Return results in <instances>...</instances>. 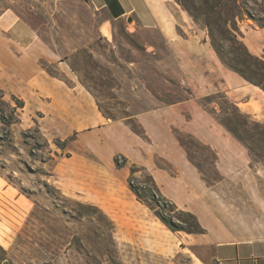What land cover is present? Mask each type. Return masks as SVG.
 I'll use <instances>...</instances> for the list:
<instances>
[{
	"label": "rangeland",
	"instance_id": "1",
	"mask_svg": "<svg viewBox=\"0 0 264 264\" xmlns=\"http://www.w3.org/2000/svg\"><path fill=\"white\" fill-rule=\"evenodd\" d=\"M174 2L195 28H206L215 37L233 63L238 33L228 39L221 30L235 31L242 21L264 22V0ZM5 11L17 13L39 32L44 57L38 65L86 88L98 112L89 114L87 105L82 112L70 104L61 108L55 101L48 107L44 98L7 90L0 54V264H221L214 245L197 233L195 240L188 232L172 230L159 215L173 214L182 223L176 213L151 208L134 192V186L143 191L149 173L179 208L198 215L207 203L221 208L224 220L241 221L227 224L230 230L264 235V159L251 156V166L260 170L256 177L224 178L212 164L213 152L195 145L181 125L153 138L134 116L191 97L160 36L151 37L160 46L154 49L126 22H114L110 37L102 34L83 0H0V15ZM25 52L17 50L18 55ZM204 102L220 122L224 100L217 96ZM104 111L113 116L108 124ZM179 134L205 173L217 179L206 196L198 197L196 185L178 178V168L166 155L173 141L184 148ZM118 155L127 160L120 157L118 164ZM153 171L168 176L156 177ZM256 182L260 192L252 189ZM167 187L177 200L167 195Z\"/></svg>",
	"mask_w": 264,
	"mask_h": 264
},
{
	"label": "crops",
	"instance_id": "2",
	"mask_svg": "<svg viewBox=\"0 0 264 264\" xmlns=\"http://www.w3.org/2000/svg\"><path fill=\"white\" fill-rule=\"evenodd\" d=\"M86 4L99 23L100 33L105 22H109L113 29L114 22H126L128 30L145 35L148 46L154 49L160 46L151 37L160 36L164 47L170 51L177 77L191 90L190 98L134 115L150 136L161 137L162 130L181 125L215 151L216 167L224 178H249L260 173L251 166L247 147L210 115L198 99L223 91L242 112L254 120L264 121V26L242 21L235 31L221 30L224 37L228 34V39L232 38V33H238L239 46L234 62L241 70H234L223 61L217 40L214 44L206 28H195L174 0H90ZM130 17L132 22H128ZM42 43L39 32L17 13L5 11L0 15V54L3 53L4 58L1 75L5 88L21 97L44 98L48 107L55 101L61 108L70 104L81 111L87 105L91 110L89 114L98 112L93 96L86 88L77 83L70 85L38 65L39 58L44 57ZM18 49L25 50V54L18 55ZM46 111L50 112L47 108ZM97 116L101 121L103 116ZM108 120L104 116V124H108ZM155 144L158 145L156 140ZM173 145L166 155L178 168V178H187L196 185L198 197L206 196L213 185L208 186L204 181L184 148L175 141ZM153 174L168 176L160 171H153ZM167 185L168 182L165 188ZM252 189L260 192L261 186L256 182ZM165 191L177 200L172 195L173 188L167 187ZM219 210L222 211L205 203V208L198 214L207 229L198 235L214 245L216 259L221 264H264V235H240L230 230L227 224L241 221L224 220L225 214ZM189 235L197 239L194 233Z\"/></svg>",
	"mask_w": 264,
	"mask_h": 264
},
{
	"label": "trees",
	"instance_id": "3",
	"mask_svg": "<svg viewBox=\"0 0 264 264\" xmlns=\"http://www.w3.org/2000/svg\"><path fill=\"white\" fill-rule=\"evenodd\" d=\"M254 20H256L261 26H264V22H262L261 19ZM212 41L215 44L216 39L213 35ZM222 59L230 68L234 70H241V68L237 64L233 63L232 60L227 59L224 55L222 56ZM217 96L221 97L224 100V104L220 103L221 111L224 113V116L222 118H218L220 123L223 124L236 138H238L247 147L251 156L256 155L258 157H261V159H264V122L252 120L248 114L242 112V110L227 96L225 92H218ZM217 96L215 94L206 96L204 99L201 100V103L204 106L208 107L204 100H207V102H211L216 99ZM103 115L107 118H113V116H111L105 111L103 112ZM134 130L137 133L141 134L140 131L136 129ZM185 135L195 140L197 142V144L193 142L195 143V145H198L199 147H206L213 152L212 164L214 165L215 171L218 174L219 171L216 167L217 154L215 153V151L209 145L201 142L200 140H196V138L191 133H187ZM178 140L180 141L181 145L185 148L190 161L202 173V178L204 179V181L208 185H212V180L214 181L217 179L214 177H209L203 170L202 165L199 162L195 161L193 155L189 150L188 144L182 137V134L178 135ZM120 157H124V161L127 160L126 156L118 155L116 157V162L118 164L122 163L120 162ZM261 161L264 164V160ZM136 167L137 165L133 164L131 168L132 174L135 173ZM144 182L146 184L145 186H143V191L140 186L133 187L134 192L138 195V197L144 200L151 208H155V205H158L161 209H164L165 211L168 210L172 213H176V216H178L183 221L182 223L175 221L172 216L173 214L170 216H166L160 213L159 215L161 219L172 230L185 231L188 233L197 234L206 232V228L202 225L197 214L190 210L179 208V206L174 201L169 200L166 196L163 195L158 185L156 184L152 174L149 173ZM190 248L193 249V246Z\"/></svg>",
	"mask_w": 264,
	"mask_h": 264
},
{
	"label": "water",
	"instance_id": "4",
	"mask_svg": "<svg viewBox=\"0 0 264 264\" xmlns=\"http://www.w3.org/2000/svg\"><path fill=\"white\" fill-rule=\"evenodd\" d=\"M84 2H86V3H90V0H84ZM128 22H132V17H130V18L128 19ZM106 24H109V22H105V23L103 24V26L101 27V30H102V33H103V34H105V33H104V25H106ZM110 32H111V26H110ZM105 35L109 36L108 34H105ZM109 37H110V36H109Z\"/></svg>",
	"mask_w": 264,
	"mask_h": 264
},
{
	"label": "bare ground",
	"instance_id": "5",
	"mask_svg": "<svg viewBox=\"0 0 264 264\" xmlns=\"http://www.w3.org/2000/svg\"><path fill=\"white\" fill-rule=\"evenodd\" d=\"M104 33L105 34H108L109 36L111 35V32H110V24L104 25Z\"/></svg>",
	"mask_w": 264,
	"mask_h": 264
}]
</instances>
